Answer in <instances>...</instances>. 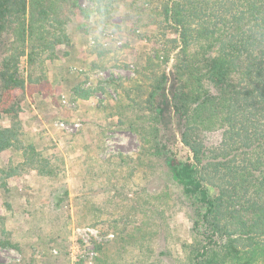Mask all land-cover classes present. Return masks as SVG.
<instances>
[{"label":"rangeland","instance_id":"374dc122","mask_svg":"<svg viewBox=\"0 0 264 264\" xmlns=\"http://www.w3.org/2000/svg\"><path fill=\"white\" fill-rule=\"evenodd\" d=\"M146 1L80 0L73 40L47 64V77L2 99L0 124L19 121L21 139L61 171L39 176L16 168L20 150L0 153V225L19 243L0 246V264H186L187 205L143 138L155 115L141 105L159 73L146 70L147 57L162 47L145 9L157 5L138 8ZM77 87H91L90 98ZM11 168L17 173L6 177ZM65 189L53 209L52 192Z\"/></svg>","mask_w":264,"mask_h":264},{"label":"trees","instance_id":"16d2710c","mask_svg":"<svg viewBox=\"0 0 264 264\" xmlns=\"http://www.w3.org/2000/svg\"><path fill=\"white\" fill-rule=\"evenodd\" d=\"M79 1L0 0V105L47 77V64L73 40ZM138 8L150 10L162 45L147 57L146 70L159 73L141 105L155 115L143 138L187 205L186 264H264V0H147ZM76 91L92 95L91 87ZM20 125L0 124V153L20 150L16 168L57 175L52 158L21 139ZM68 194L52 192L51 207ZM14 233L2 219L0 246L18 247Z\"/></svg>","mask_w":264,"mask_h":264},{"label":"built area","instance_id":"2783aa9c","mask_svg":"<svg viewBox=\"0 0 264 264\" xmlns=\"http://www.w3.org/2000/svg\"><path fill=\"white\" fill-rule=\"evenodd\" d=\"M62 126H65V125L62 123Z\"/></svg>","mask_w":264,"mask_h":264}]
</instances>
